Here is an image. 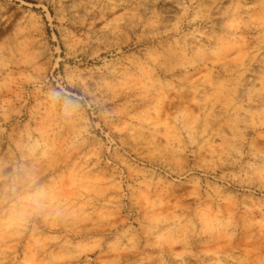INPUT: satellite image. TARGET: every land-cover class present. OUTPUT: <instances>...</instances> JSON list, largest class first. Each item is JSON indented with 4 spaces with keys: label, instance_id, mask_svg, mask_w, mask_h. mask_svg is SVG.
<instances>
[{
    "label": "rangeland",
    "instance_id": "rangeland-1",
    "mask_svg": "<svg viewBox=\"0 0 264 264\" xmlns=\"http://www.w3.org/2000/svg\"><path fill=\"white\" fill-rule=\"evenodd\" d=\"M0 264H264V0H0Z\"/></svg>",
    "mask_w": 264,
    "mask_h": 264
}]
</instances>
